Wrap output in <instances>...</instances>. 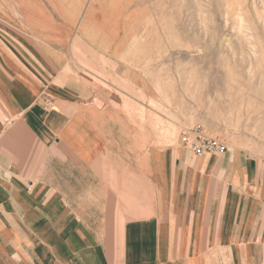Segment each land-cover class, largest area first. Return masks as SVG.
Returning <instances> with one entry per match:
<instances>
[{
	"label": "crops",
	"instance_id": "obj_1",
	"mask_svg": "<svg viewBox=\"0 0 264 264\" xmlns=\"http://www.w3.org/2000/svg\"><path fill=\"white\" fill-rule=\"evenodd\" d=\"M31 10L0 0V264H264V158L171 142L95 13L76 56Z\"/></svg>",
	"mask_w": 264,
	"mask_h": 264
},
{
	"label": "rangeland",
	"instance_id": "obj_2",
	"mask_svg": "<svg viewBox=\"0 0 264 264\" xmlns=\"http://www.w3.org/2000/svg\"><path fill=\"white\" fill-rule=\"evenodd\" d=\"M90 1L16 5L33 7V21L63 23L64 52L76 56L82 52L76 40L80 23L87 10L95 13L96 36L117 44L115 54L122 55L114 59L144 70L154 86L150 103L171 142L183 130L200 127L228 151L264 158V0H100L99 6L93 0L89 7ZM8 16L19 25L29 18ZM48 42L42 50L53 60L55 40ZM128 55L137 61H126Z\"/></svg>",
	"mask_w": 264,
	"mask_h": 264
},
{
	"label": "built area",
	"instance_id": "obj_3",
	"mask_svg": "<svg viewBox=\"0 0 264 264\" xmlns=\"http://www.w3.org/2000/svg\"><path fill=\"white\" fill-rule=\"evenodd\" d=\"M180 145L194 153L196 157H204L211 154L223 155L228 147L218 138L210 136L200 127L185 129L179 137Z\"/></svg>",
	"mask_w": 264,
	"mask_h": 264
}]
</instances>
